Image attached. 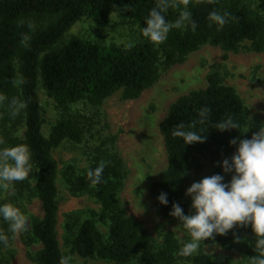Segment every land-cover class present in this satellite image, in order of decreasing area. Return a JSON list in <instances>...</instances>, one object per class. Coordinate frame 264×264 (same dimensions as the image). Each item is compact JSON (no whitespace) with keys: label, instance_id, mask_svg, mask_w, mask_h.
<instances>
[{"label":"trees","instance_id":"obj_1","mask_svg":"<svg viewBox=\"0 0 264 264\" xmlns=\"http://www.w3.org/2000/svg\"><path fill=\"white\" fill-rule=\"evenodd\" d=\"M255 8L245 0H166L172 27L167 39L158 46L143 37L144 21L161 0H0V149L26 144L31 152L32 171L29 177L15 184L14 190L0 191V204L11 203L21 214L32 198L41 205L42 216L32 218L30 229L20 234L25 246L38 244L32 259L37 264H61L63 258L57 238V165L52 152L62 143L79 145L84 139L82 117L69 112L72 105L84 102L98 107L115 92L125 100H135L151 88L159 78V68L182 64L187 56L205 45L237 52L243 43L256 53L264 52V0H253ZM216 11L228 13L227 22L218 26L209 20ZM189 13L185 16L184 13ZM111 15L137 23L138 40L131 44H102L77 36L64 40L65 34L79 21L106 22ZM192 23L196 27L193 30ZM54 101L59 118L42 133V115L38 84ZM205 88L179 97L169 107L160 125L166 153V168L149 187L158 215L175 222L170 215L178 203L185 215L192 214L191 199L186 196L192 171L202 170L206 159L212 175L231 180L221 164L231 161L239 140L250 139L247 132V110L234 88L224 85L217 73L207 76ZM202 109H209L205 117ZM15 113V115H13ZM232 117L241 124L237 130L217 131L218 122ZM203 119V123L201 120ZM82 120V121H81ZM179 124H194L203 131L204 143L184 145L172 132ZM237 139V145L230 141ZM113 142V141H112ZM101 163L105 167L98 184L88 178L89 170ZM126 171L117 152L99 147L89 166L77 170L68 164L62 181L72 195L90 194L100 209L88 211L84 219L69 218L65 224L67 243L72 253L83 259L101 260L112 264H176L179 241L173 232H166L157 244L145 226L127 216L116 193L120 191ZM167 194L168 204L158 202ZM97 224L107 228L103 235ZM249 226V225H248ZM248 226H236L226 235L213 234L204 244L213 245L239 236ZM0 231L9 236L8 222L0 220ZM256 237L245 240V255L257 264L261 253ZM0 244V264L10 254ZM190 264H223L221 259L207 262L201 254L190 258Z\"/></svg>","mask_w":264,"mask_h":264},{"label":"rangeland","instance_id":"obj_2","mask_svg":"<svg viewBox=\"0 0 264 264\" xmlns=\"http://www.w3.org/2000/svg\"><path fill=\"white\" fill-rule=\"evenodd\" d=\"M245 1L255 8L253 0ZM171 8L165 10L166 22H170ZM140 33L137 23L111 15L106 22L86 19L77 22L65 34L64 40L77 36L106 45H126L138 40ZM248 46V43H243L237 52H227L219 47L205 45L189 54L182 64L168 69L160 67L156 83L135 100H125L121 91H117L98 107L84 102L70 106L71 114L79 115L82 120L86 119L82 122L85 128L83 142L79 145L64 142L52 152L58 170L57 238L62 256L69 258V264H112L101 260L83 259L72 253L64 227L69 218L84 219L88 211L98 212L100 207L88 193L72 195L62 181V171L68 164L74 165L77 170L87 168L97 155L99 147L103 145L113 153L117 152L123 161L126 176L122 188L116 193V198L126 215L141 222L157 244L161 243L164 233L173 232L179 241L180 251L189 238L175 222L158 215L149 194L150 185L166 168V153L160 125L172 103L191 91L205 88L207 76L215 72L220 76L222 83L234 88L243 101L249 120V132L255 134L259 131L264 125V52L256 53L249 50ZM37 93L43 120L42 133L46 136L60 114L54 101L43 90L40 81ZM201 164L200 173L195 174L192 171L188 188L194 182L212 176L209 162L201 158ZM4 193L6 195L8 191ZM22 215L25 218L24 231L29 230L31 219L42 216L40 202L32 198L25 204ZM97 228L103 235H107L105 226L97 224ZM254 237L255 234L249 225L239 236L227 241L213 245L201 243L198 251L192 256H181L178 253L176 264H190V258L197 254H201L207 262L221 259L223 264H252L244 253L243 242ZM7 249L10 254L8 258H4L5 264H37L32 257L40 246H25L20 240V235L12 238Z\"/></svg>","mask_w":264,"mask_h":264},{"label":"clouds","instance_id":"obj_3","mask_svg":"<svg viewBox=\"0 0 264 264\" xmlns=\"http://www.w3.org/2000/svg\"><path fill=\"white\" fill-rule=\"evenodd\" d=\"M165 5L166 0H161L160 5L150 11L144 21L146 26L141 29L143 37L153 44L164 42L172 27L181 26L165 21ZM184 15L188 16L189 13L185 12ZM227 17L228 13L213 11L209 14V20L218 26H223ZM195 27V23H192L193 30ZM208 111L202 109L201 116L205 117ZM246 120L245 133L249 131V120ZM240 128L239 122L228 117L218 122L215 129L223 132ZM192 129L194 124L189 125L187 130L185 125L179 124L172 135L181 138L184 145L204 143V132ZM230 145H237V139L231 140ZM30 159L31 152L26 144L0 149V191L14 190L16 183L29 177L32 171ZM104 167V163H101L88 171L87 176L93 184L100 182ZM221 167L225 174L233 173L228 183L224 182L223 175L215 174L194 182L186 190L185 195L191 199L192 214L185 215L178 203L172 205L170 215L178 220L177 227L189 238L179 255L192 256L201 243L213 238V234L223 236L236 226L250 225L256 237V248L264 257V125L250 139L239 140L231 161L224 159ZM157 199L161 205L167 206L166 193H161ZM0 220L8 222V232L12 234L9 236L0 231V244L7 246L11 238L25 230V218L18 207L4 203L0 204ZM61 264H69V258H62ZM257 264H264V258H260Z\"/></svg>","mask_w":264,"mask_h":264}]
</instances>
